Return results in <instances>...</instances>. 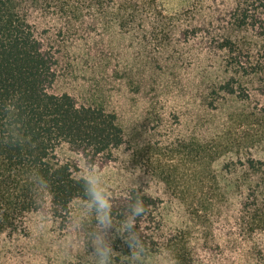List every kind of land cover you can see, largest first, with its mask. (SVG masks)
Masks as SVG:
<instances>
[{
	"label": "trees",
	"instance_id": "1",
	"mask_svg": "<svg viewBox=\"0 0 264 264\" xmlns=\"http://www.w3.org/2000/svg\"><path fill=\"white\" fill-rule=\"evenodd\" d=\"M0 264H264V0H0Z\"/></svg>",
	"mask_w": 264,
	"mask_h": 264
},
{
	"label": "rangeland",
	"instance_id": "2",
	"mask_svg": "<svg viewBox=\"0 0 264 264\" xmlns=\"http://www.w3.org/2000/svg\"><path fill=\"white\" fill-rule=\"evenodd\" d=\"M165 1V4L170 6V5H174L176 3L177 0H164Z\"/></svg>",
	"mask_w": 264,
	"mask_h": 264
}]
</instances>
